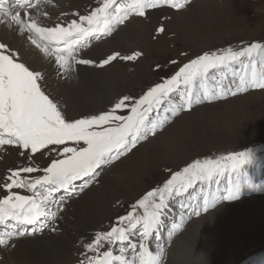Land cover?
<instances>
[{
	"label": "snow or ice",
	"instance_id": "snow-or-ice-1",
	"mask_svg": "<svg viewBox=\"0 0 264 264\" xmlns=\"http://www.w3.org/2000/svg\"><path fill=\"white\" fill-rule=\"evenodd\" d=\"M188 3L190 0H102L89 14L80 15L79 21L72 19L66 26L61 22L40 26L31 17L25 22L18 10L34 7L31 0H0V25L21 34L26 31L29 33L27 40L35 46L34 49L24 45L14 48L6 40H0V150H10L14 146L20 150L19 155L31 161V154L41 149L64 145L60 153L64 158L52 160L48 167L10 169L0 178V193H5L0 198V226L3 229L0 230V246H14L16 238L32 235L37 228L42 231L57 218L56 211L60 210L58 193H74L77 188L83 190L95 179L98 170L155 133L164 121L152 118L150 114L158 113L165 101L171 103L172 94H179L180 103L164 111L171 110L175 115L181 109L191 110L193 104L216 99L228 92L236 95L249 88L264 89V44L256 42L239 50L228 47L205 52L185 63L169 79L150 87L139 99L123 96L110 110L100 114L66 117L60 101L48 88L49 73L43 67L45 62L54 64L57 79H62L71 72L73 62L104 67L117 59L134 60L139 52L122 55L116 51L99 62L77 59V53L91 40L111 35L131 15L146 17L147 10L160 5L182 9ZM158 31L162 32L163 28ZM214 70L219 74L218 80L215 75L210 77ZM228 73L233 78L234 91L231 86L222 84ZM210 78L216 80L211 87L208 85ZM124 109H128L129 114H117V110ZM67 142L75 146H68ZM80 142L86 147L80 146ZM250 162L251 154L247 151L234 152L220 160L195 159L182 171L173 173L162 187L148 191L132 205L126 216L119 217L117 223L123 226H113L103 234L104 239L121 245L119 255L105 251L102 257H88L87 264H162L163 249L158 246L157 250H150L147 241L163 222L170 198L201 182V193L189 198L196 202L181 204L182 208H191L196 215L200 214L201 208L207 212L221 200L236 199L241 185L248 183L242 168ZM37 171H42L43 175L32 179L21 177V173ZM78 181L81 183L77 184ZM13 188H24L32 194L21 195L13 192ZM59 203L62 204L63 199ZM137 209H143L142 214ZM176 227L174 225V229ZM137 233L141 238L139 243L131 239ZM100 238L97 234L94 239L99 241ZM98 246L89 243L86 249L94 251Z\"/></svg>",
	"mask_w": 264,
	"mask_h": 264
},
{
	"label": "rangeland",
	"instance_id": "rangeland-1",
	"mask_svg": "<svg viewBox=\"0 0 264 264\" xmlns=\"http://www.w3.org/2000/svg\"><path fill=\"white\" fill-rule=\"evenodd\" d=\"M197 2L208 5V13L204 18L199 16V11L194 7ZM154 12H158L157 16H159V21L155 25L151 23V15L147 12L146 17H138L129 26L143 24L148 26L150 34L146 39L141 40L134 49L128 48L125 42L117 43L115 44L116 50L110 53L121 51L122 55H132L139 52L140 55L134 60L117 59L104 67H99L98 64L81 66L86 67L85 71H91L95 74L98 72L103 74L112 67L115 74L111 73L110 77L109 74L103 76L109 77L110 81L124 86L119 87L118 90L117 87L110 88L111 91L114 90V93L117 92L115 97L103 103L101 102L99 105H95L99 103L96 101V93H94L96 90H92V96L89 98L91 100L77 101L78 105H76L75 110L78 115L73 112L74 104L71 97L58 99L68 119L82 118L108 111L123 96H130L134 100L139 99L150 87L169 79L185 63L205 52L222 50L228 47L241 49L240 45L246 43H264V0H191L182 9L164 5L156 8ZM180 15L186 16L185 20L189 22L190 27H186V21L182 25L176 23L175 17ZM162 16H164L163 19ZM129 27L126 29L128 30ZM160 28H163L162 32L158 31ZM126 29L125 31H127ZM94 44L96 42H92V45ZM106 45H110V41ZM106 56L100 60L106 58ZM105 68L107 69L105 70ZM100 70L102 71L100 72ZM121 80L123 82H120ZM58 89L63 90L64 88ZM51 92L53 95L56 93V91ZM127 111L128 109L119 112V114L124 115ZM193 111L195 112L193 113ZM167 133L172 135L174 142H176L174 148L165 151L162 143L163 135ZM67 145L75 146L72 142H67ZM51 146L43 152L38 151L32 154V160H28L30 163H27V165L43 169L48 167L52 160L64 158L60 155L64 145ZM243 151L251 154V162L245 164L242 168V171L247 174L248 183L246 187L248 186L249 191L251 187L249 183L254 184L264 180V155H256L264 152V89L248 93H237L229 98L202 104L191 111H181V113L173 116L157 132L154 138H148L147 141L142 142L128 157L109 164L107 168L100 170L99 176L90 181L92 184L88 185V191L83 188V190H79L81 194L73 196V199H70L69 196L64 197L62 209L56 215V220L52 221L51 225H47L46 230L39 233L45 231V234L49 233L48 236L61 233L65 221L73 222L80 219L81 217L74 218L75 213L89 212L96 206L95 194L101 193L106 198L103 219L99 223L103 222L101 223L102 226L98 227L92 236L94 237L98 232H104L103 234H105L115 226L119 217L126 216L132 210L130 209L131 205L137 199L142 198L152 189L162 187L173 173L182 171L195 159L201 161L205 159L220 160L231 153ZM18 152L15 149L9 151L8 155L11 158L13 157L16 162L19 157L23 158ZM3 159L4 154L0 161H3ZM38 175H43V172L37 171L31 176L34 178ZM175 198L179 199L180 196H172L170 200ZM242 200L245 201L242 203ZM74 203L76 204L74 205ZM231 205L234 206L231 207ZM222 206L230 207L225 208L221 216L220 211L216 213L215 211ZM175 208L176 206H173L172 210H175ZM212 213H215L214 218L210 216ZM206 215L209 216L210 223H214V225L216 219L221 221L220 226L215 231L212 228L213 225L204 220ZM170 216V211L167 210L164 215L165 224L169 223ZM198 220L197 224L203 225L207 230V232L197 235L201 240L203 236L207 238L215 236L216 239L220 237L219 239L223 242L215 241V246L222 248L229 246L228 238L230 236V238H234L233 241L238 239L243 241V245L236 248L234 245H232L233 247L230 246L231 253L222 264H264V194L257 195L248 192V194L241 195L236 199L226 200L204 214H199L196 217L191 215L186 226L171 241L167 237V240L172 244L168 250L167 259H162V264H169L171 248H173L179 236L186 235L189 237L194 234L195 222ZM92 225L94 223L90 221L85 229L90 228ZM53 229L55 230L53 231ZM68 229L72 234L78 232L72 225H66L67 232ZM204 240H202V243ZM69 247L70 244L66 252L60 251V258L57 263L55 261L46 263L47 260L42 257V260L39 259V263H77L83 252L84 244H75L73 250ZM77 247L81 249L78 252L74 250ZM109 247L110 245L106 243V247L100 249V254L107 251ZM92 255H95V253ZM128 255H131L130 251ZM32 263L34 262L29 259L23 264ZM19 264H22V262H19Z\"/></svg>",
	"mask_w": 264,
	"mask_h": 264
},
{
	"label": "bare ground",
	"instance_id": "bare-ground-1",
	"mask_svg": "<svg viewBox=\"0 0 264 264\" xmlns=\"http://www.w3.org/2000/svg\"><path fill=\"white\" fill-rule=\"evenodd\" d=\"M43 1L44 3L37 5L34 8L32 7V9L28 13H29V18L31 17L36 19L37 21H39L40 24L44 26H54L55 22H61L64 25H67V23H70L72 19L77 20L78 16L89 14L92 10H94L95 7L98 6L97 4H99V3L97 4L94 3L95 0H43ZM194 7L197 9V11H199L200 17L204 18L207 15L208 13L207 11L209 9L208 5L197 2V4H195ZM20 13H21V18L25 22H27L25 18V14L23 12ZM149 14L151 15V23L155 25L156 22L159 21L158 20L159 16H157L158 12L150 11ZM163 17L164 16H162L161 18L163 19ZM137 18L138 17L133 16L127 21H125L121 25L122 27L121 26H120L121 28L118 27L115 33L111 35L108 39L104 41H98L94 45H92L91 43L85 50L81 51L80 54L77 55V59L89 58L91 60L99 61L102 57L110 54L112 51H115L117 48L115 44L121 42H125L127 47L130 49L136 48L137 44L141 42V40L146 39V37L150 34L149 27L144 26V24L134 25L132 27H129L131 26L132 23H134L137 20ZM185 19H186L185 15H180L178 17L177 16L175 17L176 23H180L182 25V23L186 21L187 23L186 27H190L189 22H187V20ZM127 27H129L128 30L126 29ZM125 29L127 31H125ZM120 30L122 33L120 32ZM28 35L29 33H27L26 31L23 34H21L20 32L13 31L10 28L5 29V26L0 25V40H6V42L12 45L14 48L24 45L25 47H31L34 49L35 46L31 45L30 41L27 40ZM134 40H136L137 43ZM109 41H110V45H106ZM199 45L202 46L201 44ZM81 66L82 65H78L77 63L73 62L71 72L64 78L57 79L56 73L54 71L55 65L49 64L47 62L43 64V67H45L49 73L47 80V85L49 90L54 92L56 91L54 95L57 97V99L60 100L61 98L71 97L72 98L71 100L74 104L73 112H75L76 115H78V112L75 110L76 105H78L77 101L88 100L92 96L91 93L92 90L97 91V92L95 91L94 93H96L95 97L98 99V100L96 99V101H98L99 103H96L95 105H99L101 102L103 103L104 101L110 100V98L115 97V94L117 92L114 93V90L111 91L110 88L117 87L118 90L119 87L124 86V85L116 84L113 81H110L109 79L110 74L111 73L113 75L115 74L112 67L109 68V70L103 74L99 72L95 74L91 71H85L86 67H81ZM107 68H105V70ZM101 71L102 70H100V72ZM106 74H109L108 78L103 76ZM120 82L123 81L121 80ZM62 87L64 88L63 90L58 89ZM215 106L212 107L214 108ZM65 109L69 110L68 108ZM194 112L195 111H193V113ZM172 140H173L172 135L170 134L168 135V133L166 135H163L162 147L165 151L175 147L176 141L174 142V140L173 141ZM51 147H53V145ZM12 150L15 149L10 148V150L0 151V158L4 154L3 161H0V178L5 177L10 169H18L21 167H25L28 166L27 163H30L24 157L23 158L19 157L18 160L15 162L13 157L11 158V156L8 155V152ZM24 178L27 177L24 175ZM24 193L27 194L30 192L24 189ZM4 194L5 193H0V198H2ZM95 197L97 202L96 206L95 207L93 206L94 208H92L89 212L86 211L87 213L76 212L74 218L76 217H81V218L80 219L76 218L77 220L73 222L66 220L65 224H63L64 226H62L61 228V233L57 235L48 236L47 234L49 233L45 234L46 233L45 231L42 233L38 232L34 234V236L32 237L29 235H24L23 237L16 238L13 242L14 246H9V247L0 246V257H1L0 264H19V262H22L23 264L29 259H31V261L34 262L32 264H40L39 259H41V257L47 260L46 263H52L53 261L57 263L58 259L60 258V251L62 252H66V250L68 251L67 247L69 244H70L69 249L71 250H73L74 245L77 243L89 244L92 241L91 238L93 237L92 235L94 234L96 229L102 226L101 223L103 221L100 223L99 221L103 219L104 202L106 199L104 195H102L101 193L95 194ZM244 201L245 200H242L241 202L243 203ZM75 204L76 203H74V205ZM110 204L112 205V203ZM232 206L234 205H231V207ZM229 207L230 206H222L221 208H217L215 213L220 211L222 216L223 210ZM53 210L55 211V209ZM215 213L209 215L214 218ZM208 217L209 216L206 215L204 220H207L208 224L213 225L212 228L215 231V229H217V227L220 226L221 221L216 219L217 221L215 220L216 224L214 225V223H210ZM199 220L195 222L196 225H195L194 234L190 235L189 237H187L186 235H181L177 238L174 244L175 246L173 245L174 249L171 248L170 251L169 264L170 262L171 264H222L224 260L228 258L229 253H231L230 246L234 245V247L236 248L239 245H243V241L241 239H238L237 241H233L234 238L233 239L230 238L231 236L228 238L229 246L227 245V247L224 248L220 246H215V241L221 243L223 242L222 240L219 239L220 237L216 239L215 236H211L208 238L203 236L202 240L204 239L205 240L202 243V240L199 239L197 235L203 234L207 232V230L204 228L203 225L197 224ZM90 221L94 223V225H92L88 229L87 228L85 229V227L88 226V223ZM66 225H72L73 228H75V230L78 232H73L72 234L69 231V229L67 232ZM46 229L47 228H45L44 230ZM138 234L139 233H137L136 235ZM210 245H212V247H210ZM74 250L78 252L81 249L77 247Z\"/></svg>",
	"mask_w": 264,
	"mask_h": 264
}]
</instances>
